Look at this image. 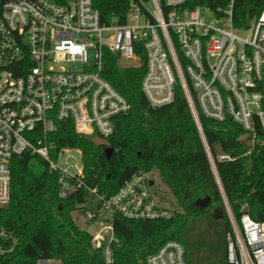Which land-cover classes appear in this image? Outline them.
Segmentation results:
<instances>
[{"label":"built area","instance_id":"2783aa9c","mask_svg":"<svg viewBox=\"0 0 264 264\" xmlns=\"http://www.w3.org/2000/svg\"><path fill=\"white\" fill-rule=\"evenodd\" d=\"M189 1L136 0L127 23L118 25L102 20L94 0H0V205L10 201L12 162L26 153L58 174L61 199L86 187L81 150L58 148L48 138L59 122H72L77 134L108 140L115 118L130 112L128 101L103 76L107 52L122 65L132 62L129 66L146 56L142 91L153 108L173 104L180 86L199 131L200 112L218 122L231 117L255 146L257 128L264 131V11L237 30L235 0L217 11L185 7ZM91 193L102 204L97 215L89 214L97 218L89 231L106 264H115V216L170 217L158 207L144 173L110 199L97 189ZM223 198L231 226L228 263L264 264V222L244 212L238 221ZM18 246L0 227V262ZM147 264H186L185 248L168 242Z\"/></svg>","mask_w":264,"mask_h":264},{"label":"trees","instance_id":"16d2710c","mask_svg":"<svg viewBox=\"0 0 264 264\" xmlns=\"http://www.w3.org/2000/svg\"><path fill=\"white\" fill-rule=\"evenodd\" d=\"M135 1L94 0L102 20L118 25L127 23ZM230 3L190 0L185 7L207 5L217 11ZM263 11L264 0H235L234 28L249 27ZM146 71L144 55L140 64L124 66L117 56L105 53L103 76L131 106L129 113L114 120L115 131L108 138L114 153L109 159L93 144L96 136L77 134L72 122H59L49 136L58 148L81 150L86 187L78 193L61 199L58 174L40 157L26 153L13 160L11 197L0 205V227L19 246L0 264H106L89 231L97 221L89 214L97 215L102 204L91 190L110 199L139 173L158 178L159 186L151 178V190L158 207L170 217L135 221L115 216V264H147L171 241L184 246L186 264H229L231 226L224 196L238 221L248 208L254 221L264 222V131L257 128L256 144L248 149L244 143L248 132L231 117L218 122L200 112L208 153L182 88H176L173 104L155 109L142 91Z\"/></svg>","mask_w":264,"mask_h":264},{"label":"water","instance_id":"95a60500","mask_svg":"<svg viewBox=\"0 0 264 264\" xmlns=\"http://www.w3.org/2000/svg\"><path fill=\"white\" fill-rule=\"evenodd\" d=\"M200 133H201V136H202V139L204 141V144H205V147L209 153V150H208V146H207V143H206V140H205V137H204V134L203 132L200 130ZM93 144L98 147V148H103L104 149V152L107 156V158L109 159L112 154L114 153V150L113 148L111 147V143L109 142V140L107 139H103V138H100V137H95L93 139ZM254 138L252 136H247L245 139H244V143L246 145V147L248 149H253L254 148ZM209 203V199H207L206 201H203L202 204L203 205H207ZM244 213H249V209L248 208H245L243 210Z\"/></svg>","mask_w":264,"mask_h":264},{"label":"rangeland","instance_id":"374dc122","mask_svg":"<svg viewBox=\"0 0 264 264\" xmlns=\"http://www.w3.org/2000/svg\"><path fill=\"white\" fill-rule=\"evenodd\" d=\"M241 37H244V38H247V37H249V34L248 33H245L244 31H239V33H238ZM128 64H132V62H124V66H129ZM72 68H73V70H79L80 69V67L79 66H72ZM150 178H152V177H150ZM152 179H154V181L156 182V185H160L159 184V180H158V178L157 177H153ZM161 191L162 192H166L167 194H168V191H167V189L165 188V187H162L161 186ZM169 197H170V199H172V196L171 195H169ZM81 221H82V223H83V225L85 224V220H84V218H81ZM91 228L93 227V225L92 226H90ZM51 262V264H61L60 262H58V261H50ZM39 264H47V263H39Z\"/></svg>","mask_w":264,"mask_h":264},{"label":"crops","instance_id":"0c3cea01","mask_svg":"<svg viewBox=\"0 0 264 264\" xmlns=\"http://www.w3.org/2000/svg\"><path fill=\"white\" fill-rule=\"evenodd\" d=\"M44 263H47L48 264V262H44Z\"/></svg>","mask_w":264,"mask_h":264}]
</instances>
